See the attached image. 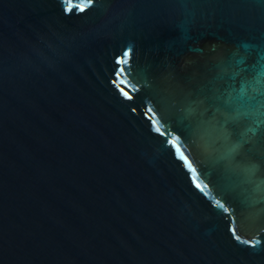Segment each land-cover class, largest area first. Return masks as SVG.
<instances>
[{"label":"water","instance_id":"water-1","mask_svg":"<svg viewBox=\"0 0 264 264\" xmlns=\"http://www.w3.org/2000/svg\"><path fill=\"white\" fill-rule=\"evenodd\" d=\"M0 264H264V0H0Z\"/></svg>","mask_w":264,"mask_h":264}]
</instances>
